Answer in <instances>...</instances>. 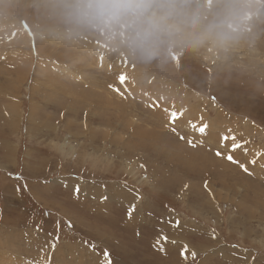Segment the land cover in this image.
Here are the masks:
<instances>
[{
	"label": "rangeland",
	"instance_id": "1",
	"mask_svg": "<svg viewBox=\"0 0 264 264\" xmlns=\"http://www.w3.org/2000/svg\"><path fill=\"white\" fill-rule=\"evenodd\" d=\"M75 2L0 0V264H264V0H176L142 46Z\"/></svg>",
	"mask_w": 264,
	"mask_h": 264
},
{
	"label": "clouds",
	"instance_id": "2",
	"mask_svg": "<svg viewBox=\"0 0 264 264\" xmlns=\"http://www.w3.org/2000/svg\"><path fill=\"white\" fill-rule=\"evenodd\" d=\"M176 9V0H76L73 14L78 21L97 29L112 28L122 22L138 25L133 44L142 46Z\"/></svg>",
	"mask_w": 264,
	"mask_h": 264
},
{
	"label": "snow or ice",
	"instance_id": "3",
	"mask_svg": "<svg viewBox=\"0 0 264 264\" xmlns=\"http://www.w3.org/2000/svg\"><path fill=\"white\" fill-rule=\"evenodd\" d=\"M126 79H127V76H126V75H121V77H120V82L123 84V83L125 82ZM116 91L119 92V89H116ZM121 94H122V93H121ZM122 95H123V94H122ZM212 99L214 100L215 97H212ZM165 110L167 111V109H165ZM182 115H183V112H182V111H181V112H177V111H175V110H172L171 113H170V118H169V119H170V123H171L172 125H175V123L177 122V120L179 119V117L182 116ZM192 127H193L196 131H198L202 136H203V135H206V134L208 133V130H209V125H208L207 123H203V124H201V125L198 126V127H197L196 124H193ZM170 131H172L173 133H176V128L173 126V127L170 128ZM179 139L183 140L184 137H183V136H179ZM229 141L231 142V148H232V150H235V149L240 148V147L242 146L241 143H237V142H236V138H235V136H232V137H229V136H223V137H221V142H222V143H223V142H229ZM187 142H188V144H189L190 146H192V147H196V146H197V145L193 142V140H191V139H189ZM215 155L218 156V157H220V156H223L224 153H223L222 151H220V150H217V151L215 152ZM257 155H260V154L257 153ZM226 158H227L229 161L233 162V163H238V161H236V160L234 159V156L231 154V152H229V153L227 154ZM252 163L255 164V163H256V160H255V159L252 160ZM141 167H143V165H141ZM240 167H242V168L244 169L245 172H248V168H247L246 165H240ZM16 179L19 180V179H22V177L17 176ZM125 186H126V185H125ZM24 187L27 188V185L25 184ZM186 187H187V186H186ZM205 187H207V183L205 184ZM17 190H19V189H17ZM80 191H81V190H80V185H79V184L75 185V187H74V194L77 196V198H78L79 195H80ZM140 198H141V197H140L139 194L137 193L136 199H140ZM108 199H109L108 196H102V197H101V200H103V201H107ZM135 209H136V205H135L134 203L131 204V205L129 206L128 211H127V218H128V220H131V219H132L133 212L135 211ZM175 223H176L177 226H179L180 221L177 220ZM66 227H67L69 230H72V229H73V224H72V222H71L70 220H69V221H66ZM36 228H37L38 231H43L42 225H39V224H38V225H36ZM58 228H59V224H58V222H57V229H58ZM137 235H139V233H137ZM59 239H60V236H59V234L57 233V235L53 238V240H52L51 243H50V247H51V250H52V251L55 250L56 245H57V243L59 242ZM161 241H165V242H167V241H168V237H167L166 235H161V236L156 240V242H155V245H154V246L157 248V250L163 252V251H164V245L161 243ZM84 243H88V241H85ZM172 243H175V241H172ZM90 247H91L93 250H95L96 247H97V245H96V243H91ZM188 251H189V249H188V245L185 244V245L183 246V248L181 249V253H180L181 256H183L185 260L188 259V255H187V254H188ZM196 255H197V253H196L195 251H192V252H191V256H192L193 258H195ZM50 262H51V255L49 254L48 257H47V259H43V258H41L40 260L30 261L29 264H50ZM103 264H113L112 259H111V254L109 253V251H108L107 248L103 249Z\"/></svg>",
	"mask_w": 264,
	"mask_h": 264
},
{
	"label": "bare ground",
	"instance_id": "4",
	"mask_svg": "<svg viewBox=\"0 0 264 264\" xmlns=\"http://www.w3.org/2000/svg\"><path fill=\"white\" fill-rule=\"evenodd\" d=\"M219 1V0H218ZM249 1V0H248ZM251 2V1H250ZM238 3V2H237ZM248 5V4H247ZM245 7H246V5H244ZM249 6H251L250 4H249ZM253 7H254V5H253ZM235 8V7H234ZM251 8V7H250ZM224 9V8H223ZM243 9H244V7H243ZM252 9V8H251ZM246 10V9H245ZM249 10V9H248ZM232 11V10H231ZM227 12V11H226ZM249 12V11H248ZM227 15V14H226ZM225 18V17H224ZM244 30V29H243ZM242 33V32H241ZM106 50V49H105ZM108 51V50H107ZM105 54H107L106 52H105ZM111 54V53H110ZM212 169V168H211ZM214 169V168H213ZM202 177V176H201Z\"/></svg>",
	"mask_w": 264,
	"mask_h": 264
}]
</instances>
